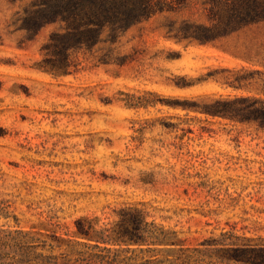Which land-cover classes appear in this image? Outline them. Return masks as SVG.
<instances>
[{
	"label": "rangeland",
	"instance_id": "1",
	"mask_svg": "<svg viewBox=\"0 0 264 264\" xmlns=\"http://www.w3.org/2000/svg\"><path fill=\"white\" fill-rule=\"evenodd\" d=\"M32 1L0 0L1 261L28 244L68 264H245L227 258L232 247L264 255V127L212 113L217 99H264V20L213 24L209 4L190 0L111 46L74 52L72 72L54 75L41 66L61 25L30 34L21 17ZM183 20L216 37H182ZM133 209L183 248L108 241Z\"/></svg>",
	"mask_w": 264,
	"mask_h": 264
},
{
	"label": "trees",
	"instance_id": "2",
	"mask_svg": "<svg viewBox=\"0 0 264 264\" xmlns=\"http://www.w3.org/2000/svg\"><path fill=\"white\" fill-rule=\"evenodd\" d=\"M190 0H33L25 8L23 28L35 35L47 24L59 23L61 29L53 31L45 45L47 54L42 68L54 75H64L72 72L77 66L72 54L87 49L92 51L103 43L110 46L132 27L149 20L153 16L178 11ZM209 4L208 17L213 24L240 28L264 20V0H204ZM183 36L188 39L207 41L216 37L207 27L188 20H183ZM206 29V31H205ZM112 49H109V51ZM110 52L104 53L100 62L111 60ZM217 105L213 115H219L241 122H255L264 127V99L256 96H236L221 98L214 101ZM129 217H123L119 229L113 230L109 237L116 244H161L180 246L185 240L178 238L175 231L165 230L153 222H146L141 210L133 209ZM78 233L92 237L93 227L86 228L81 220L77 222ZM101 241L105 242V239ZM33 244H28L22 257L15 254L10 261L0 264H68L58 263L56 257L33 255ZM227 256L230 260L245 264H264V255L255 253L249 255L244 248L232 247ZM264 253V248L260 250Z\"/></svg>",
	"mask_w": 264,
	"mask_h": 264
}]
</instances>
